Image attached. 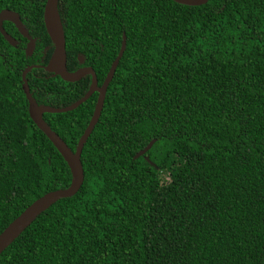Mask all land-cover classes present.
I'll return each mask as SVG.
<instances>
[{"label":"trees","instance_id":"trees-1","mask_svg":"<svg viewBox=\"0 0 264 264\" xmlns=\"http://www.w3.org/2000/svg\"><path fill=\"white\" fill-rule=\"evenodd\" d=\"M46 0H0V233L29 205L70 185L69 168L30 119L22 72L53 45ZM66 68L101 86L122 44L100 118L87 139L84 181L40 214L0 264H264V0H59ZM79 57L83 63H79ZM38 105L67 107L91 76H26ZM97 93L43 120L74 151ZM154 141L142 157H133Z\"/></svg>","mask_w":264,"mask_h":264},{"label":"water","instance_id":"water-1","mask_svg":"<svg viewBox=\"0 0 264 264\" xmlns=\"http://www.w3.org/2000/svg\"><path fill=\"white\" fill-rule=\"evenodd\" d=\"M171 1L185 6H202L207 4L208 2V0ZM58 2L59 0H46L43 10L44 27L49 39L52 42L53 53L45 66L33 65L28 66L24 69V71L22 72V90L28 102V112L30 119L47 137V139L51 142V144L55 147V149L66 162L71 173V182L70 185L65 189L48 192L42 197L35 200L0 233V255L33 223V221L40 214L48 210L57 201L73 197L81 188L84 181L81 153L87 139L91 135L100 118L107 88L113 79L119 60L121 59L126 46V38L123 35L120 51L116 59L113 61L109 72L107 73L101 86H98L96 75L90 67H82L73 73L68 72L66 68V51L63 27L57 9ZM4 22L12 23L19 34L27 40V44L24 50L25 56H32L35 50V40L28 35V32L24 28L19 15L9 10H3L0 12V33L11 47H16V40L9 34H7L3 29ZM78 60L80 64L83 63V59L81 57H79ZM34 68H42L45 72L50 73L53 76H58L61 80L68 83L78 82L84 76L90 75L91 83L86 94L67 107L53 108L49 106L38 105L32 97V94L30 93V89L26 80L27 74ZM94 93H97L98 96L92 116L86 129L80 137L75 150L72 151L65 144V142L54 131L50 129V127L45 123L42 117L44 114H60L73 111L81 104L86 102ZM153 144L154 141H151L133 158L137 159L144 156L150 150Z\"/></svg>","mask_w":264,"mask_h":264},{"label":"flooded vegetation","instance_id":"flooded-vegetation-1","mask_svg":"<svg viewBox=\"0 0 264 264\" xmlns=\"http://www.w3.org/2000/svg\"><path fill=\"white\" fill-rule=\"evenodd\" d=\"M87 76V75H86ZM88 76H90V75H88Z\"/></svg>","mask_w":264,"mask_h":264}]
</instances>
